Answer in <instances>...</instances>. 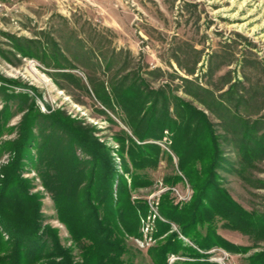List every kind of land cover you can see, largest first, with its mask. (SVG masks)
<instances>
[{
    "label": "rangeland",
    "instance_id": "rangeland-1",
    "mask_svg": "<svg viewBox=\"0 0 264 264\" xmlns=\"http://www.w3.org/2000/svg\"><path fill=\"white\" fill-rule=\"evenodd\" d=\"M136 87L162 93L149 126L153 133L158 134L152 125L162 117L163 95L177 121L174 130L163 126L160 137H147L160 150L155 165L139 170L133 168L127 138L142 142L133 136L129 110L120 102V95L133 97ZM175 97L209 121L218 149L213 160L195 155L212 142L209 136L193 139L192 152L186 149L183 157L175 149L174 134L188 118L174 113ZM52 113L90 127L125 181L124 196L137 210L133 224L115 209L125 219L119 228L126 262L155 264L150 250L173 232L181 247L168 253L167 264L194 259L184 254L183 245L211 264H264V0H7L0 12V208L5 213L0 264L15 261L21 228L34 220L40 230L49 227L54 241L48 250L58 244L71 250L74 262L81 261L55 200L61 198V206L78 202L76 191L88 183L90 162L78 165L76 170L84 167L85 173L75 186V171L60 156L71 147L68 132L45 117ZM199 118L193 115L191 130ZM24 119L32 131L29 141ZM247 125L254 126L251 137L243 135ZM22 142L26 150L16 163ZM246 147L256 148L259 156L248 161ZM73 149L78 158H90L78 146ZM183 158L192 175L205 181L203 187L179 169ZM205 165L210 168L203 173ZM133 170L148 182L133 188ZM102 171L100 165V178ZM175 174L181 180H165ZM62 177L66 185L57 186ZM165 198L178 208L195 205L197 218L205 208L211 215L183 233V224L161 214ZM133 225L129 232L126 227ZM207 233L201 242L209 240L208 248L194 239Z\"/></svg>",
    "mask_w": 264,
    "mask_h": 264
},
{
    "label": "trees",
    "instance_id": "trees-1",
    "mask_svg": "<svg viewBox=\"0 0 264 264\" xmlns=\"http://www.w3.org/2000/svg\"><path fill=\"white\" fill-rule=\"evenodd\" d=\"M130 88L131 87L128 86L124 90L125 93H129ZM134 89L136 94L133 97H126L124 100V95H120L123 96L122 99H120V102L129 110L127 113L129 116L128 124L132 128L133 136L137 138L138 141L142 142L136 143L132 136H128L127 138L129 141L128 153L131 157L133 168L135 170H139L146 166L155 165V157L158 155L160 150V147L157 144L153 142H147L146 140L150 139L147 137L152 135L155 137H160L163 126H167L174 130L177 121L171 118L168 97L163 95L162 102L164 107L162 110V117L158 122H156V124L152 125L154 128H157L156 130L158 134L153 133L155 130H150L149 126L150 124L154 123L152 120L156 115V104L158 103V97L162 93L160 90L144 93L138 87ZM153 94L156 97L152 98ZM175 99L176 105L174 108V113L177 114L179 118L181 117L182 120L185 116L188 117L187 122L184 123V126L179 127L178 131L174 134L173 138L175 142V149H177V151L179 150V153L183 157L187 151L186 149H189L191 150L190 152H192V148L189 147L192 144L193 139H202L205 138V136H209L212 142L207 143L206 148L199 149L195 155L199 158L205 157L208 160H213L218 154V149L215 146L216 135L214 134L209 121L206 119L203 113L195 109L190 104L183 102L177 97H175ZM146 103H149V105L145 106ZM197 114L200 115L201 119L199 118L197 126L191 130L189 122L191 121L193 115ZM45 117L50 118L54 125L60 126L64 129V131L68 132L67 134L70 139L69 144L71 147H68L67 150H64L60 156L63 155V163H69L72 170L75 171V173L71 176L74 178L73 181L75 186L77 185L78 187V183H80L78 182V177L81 175L83 176L85 173L84 167H80L78 170H76L78 165H82L83 162H90V172H87L89 176L88 183L85 185V188L80 190V192L79 190L76 191V195L80 199H83V201L79 199L78 202H72L70 205L61 206V198H56L55 200L58 207L59 219L66 225L69 233L71 234L72 241H74L75 245L80 249L79 254L81 261L74 262L71 250L68 248H62L58 244H54V242L53 244L56 245V247L53 248L54 250H48V243L50 241H54V239L50 236L49 227L40 230V225L38 226L34 220V223H32V226L29 228H21L22 231L17 237L18 241L14 248L17 258L13 263L5 259V264H19L20 262L22 264H31L36 262L43 264L42 260L51 258L59 259L53 264H130L121 258V255L125 250L122 245H120L122 243L121 234L123 232L119 226H126V224L125 219L119 218L118 214H123L125 216L124 218L130 219V222L132 221L133 224H136L137 210L133 204L126 200V195L124 196L126 184L125 181L119 178L120 175L115 164L112 162L111 156L109 155V149L98 141V139L92 134V129L90 127L78 125L76 121L72 120L66 115H56V113H52V115ZM26 120L27 119H24L23 121V133H25L24 139L29 141V138L32 136V131ZM249 131H254V126L247 125L246 131L243 133V135L247 136ZM119 140L120 143H125L124 139ZM182 142H185L186 146H184V149L181 150L180 143ZM24 145L25 143L22 142V144L17 148L16 163L20 162L19 160L26 150ZM75 145L78 146L90 158L88 160L78 158L73 149ZM246 148L247 150L245 152L251 153L250 156L246 157L248 161L253 157L259 156L260 153L258 150H256V148ZM246 153H244V155H247ZM167 156L171 157L169 154H167ZM185 159L186 158H183L182 161ZM100 165L101 169L103 170L100 174L101 178L99 174L96 173ZM209 168L210 166L208 165L203 166V173H205ZM179 169L184 171L194 184L198 180H201L202 182H200L199 186L200 188L204 186L205 181L203 182L199 173L194 176L192 175L193 170L191 166L186 164V160L185 163L180 162ZM135 170H133V172L130 174L133 188L148 182L144 174H138L135 172ZM101 180L102 186H98ZM116 180L117 186L114 190V183ZM165 180L167 182L174 183L181 180V177L175 174L174 176L168 177ZM61 182L65 183L66 185V180L64 177L60 178V182H58L57 186H60L62 184ZM100 189L104 191V196H102V198L99 196ZM205 192L208 194L207 190ZM206 193L205 195L208 197ZM195 207V205L187 204L183 208H178L177 205L172 204L169 199L165 198V200L163 199L161 201L160 211L161 214L166 217L172 218L174 220L177 219L181 224H183V233H187V231L190 232V230H194L197 223L208 221V217L211 215L208 208H205L203 213L204 215L201 218H197L198 212L196 211ZM116 208L120 209L118 210V214H116ZM1 209L2 208H0V219L1 222H4L3 219L5 213H3ZM99 209H101L102 212H100ZM160 224L162 225V223ZM134 227L135 226L133 225V228L130 227L128 229L126 227V229L129 232H132L134 231ZM208 236L209 234L207 233L203 238L199 239V237L196 235V237L194 236V239L197 241V243H200L202 247L208 248L211 246L209 240L202 244L203 241L208 239ZM213 237H216L217 239L219 238V236L216 235H213ZM26 241H29L30 244H26ZM179 242L180 240L176 239L175 233L172 232L169 234L164 242L158 244L156 247L150 250L149 253L153 257V262L155 264H167L166 258L168 253H176L181 247ZM3 243L5 242H2V244ZM182 249L184 254L189 255L194 259L183 260L177 264H211L208 261L198 259V257H201L203 254L199 253L196 249L187 245H183ZM25 251L27 252V255ZM20 258H22L23 261L20 260Z\"/></svg>",
    "mask_w": 264,
    "mask_h": 264
},
{
    "label": "built area",
    "instance_id": "built-area-1",
    "mask_svg": "<svg viewBox=\"0 0 264 264\" xmlns=\"http://www.w3.org/2000/svg\"><path fill=\"white\" fill-rule=\"evenodd\" d=\"M7 0H0V12L6 7ZM148 231V230H146ZM151 240V237H149ZM138 243H141V246L143 245V241L140 242V240H136Z\"/></svg>",
    "mask_w": 264,
    "mask_h": 264
}]
</instances>
